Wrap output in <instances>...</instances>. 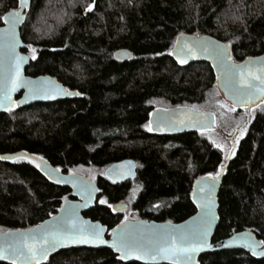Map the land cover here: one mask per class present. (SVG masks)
Wrapping results in <instances>:
<instances>
[{
    "label": "trees",
    "instance_id": "trees-1",
    "mask_svg": "<svg viewBox=\"0 0 264 264\" xmlns=\"http://www.w3.org/2000/svg\"><path fill=\"white\" fill-rule=\"evenodd\" d=\"M18 9L19 0H0V27ZM182 34L226 43L237 63L261 56L264 0H33L21 28L31 59L26 74L51 76L82 97L1 113L0 157L24 152L65 174L93 180L100 195L85 216L110 230L124 222V214L112 209L118 202L128 204L127 216L134 220H188L197 212L195 183L227 165L214 242L244 231L264 241V101L241 126L242 137L233 140L228 155L208 132L160 136L149 130L154 102L198 109L224 100L210 64L181 67L173 59ZM121 49L130 50L133 59L117 61ZM244 109L235 108V114ZM124 160L136 162L137 178L116 185L105 171ZM37 165L27 158L0 159V233L35 227L72 199L70 189L55 185ZM199 263L264 264V259L222 251ZM43 264L124 263L108 249L72 248Z\"/></svg>",
    "mask_w": 264,
    "mask_h": 264
},
{
    "label": "water",
    "instance_id": "water-1",
    "mask_svg": "<svg viewBox=\"0 0 264 264\" xmlns=\"http://www.w3.org/2000/svg\"><path fill=\"white\" fill-rule=\"evenodd\" d=\"M33 0H27L22 5L19 0V9L8 13L4 17V26L0 27V114L9 112L16 107L27 108L36 104L55 103L81 98L75 91L68 90L63 84L57 82L51 76L32 77L26 74L31 59L24 52L26 44L21 37V28L25 23L26 12L30 9ZM12 13H20L23 22L16 24L15 42L11 37ZM220 45L227 49L226 56L220 54ZM173 59L181 66L187 67L194 63H208L217 76V86L223 99L236 109L254 108L264 101V95L255 92L251 102L248 101L247 92L241 94L236 89L240 87V71L243 70L245 77L248 72L253 75H264L259 69L264 67V54L247 59L243 62H234L229 45L211 37L182 34L178 37L172 50ZM22 57L19 62L17 76V58ZM134 55L130 50L121 49L115 53V59L120 62H128ZM20 84L14 91L11 90L12 82ZM28 82V83H23ZM253 84L261 86L258 80H252ZM65 93H73L68 95ZM75 93H78L76 95ZM10 96V99L6 98ZM217 126L216 116L209 111L198 110L192 107L155 108L149 118L150 131L154 135L177 136L190 132L206 133L215 130ZM19 158H27L39 163L40 171L55 185L71 190L72 199L67 200L57 215L43 223L24 230H11L0 233V264H36L35 260H25L20 255H14L9 245L22 249L23 241L30 236H39L55 227H64L69 230L75 239H66L63 244H57L55 248L48 247L47 253L39 257V264L47 262L51 257L64 251L77 249H94L112 251L121 263L131 264H173L172 258L156 259L144 255L145 250L154 249L157 243H163L164 238L170 235H178L181 232L193 231L201 226L205 218L210 219L214 213L215 220L207 236L204 247L192 254V259L185 261L180 259L177 264H200L199 259L207 254L222 251H243L255 259H264V241H261L253 232L244 231L233 236L214 242V236L219 226V200L226 167L222 170L219 179L210 177L198 180L194 185L192 201L197 208L194 216L182 223L145 220H128L110 230L98 221H93L85 214L93 209L100 195L98 185L88 177L80 174H65L52 166L46 160L33 157L24 152L7 154L2 156L3 160L14 161ZM106 178L116 185L134 181L137 178V164L133 160H124L114 163L105 172ZM60 182L57 183L56 181ZM66 181V182H65ZM215 183L214 191L211 190ZM115 215L125 214L129 210L128 204L118 202L112 207ZM95 226L103 229L100 240L90 239V234L96 231ZM127 236L128 248H119L121 236ZM89 238L88 242H81L80 237ZM103 241V242H100ZM117 244L118 247H112ZM136 249H139L137 251ZM26 251V250H25ZM139 257V258H138Z\"/></svg>",
    "mask_w": 264,
    "mask_h": 264
},
{
    "label": "snow or ice",
    "instance_id": "snow-or-ice-1",
    "mask_svg": "<svg viewBox=\"0 0 264 264\" xmlns=\"http://www.w3.org/2000/svg\"><path fill=\"white\" fill-rule=\"evenodd\" d=\"M26 2L27 0H21L22 5L26 4ZM89 10H90V6H89ZM11 15L13 17L11 37L13 42H15L16 24L22 23L23 19L20 13H12ZM29 47L31 46L29 45ZM216 47L220 49L221 55L226 56L227 54L226 48L220 45H217ZM34 51L35 49H33V52ZM33 59H35V56H33ZM17 61L18 62L16 64V70L18 76L19 62H22L23 58L18 57ZM259 72L264 73V67L260 68ZM248 77H251V79H247L245 77L243 70L240 71V87L236 89V91H238L241 94H245V92H247L248 101L251 102L252 96L255 95V92H260L262 95H264V75H253V73L249 71ZM252 80H258L261 86L258 87L257 85L253 84L251 82ZM23 83H28V82H23ZM19 86L20 84L14 80L12 82L11 90L14 91L16 87ZM253 89H255V92L252 91ZM65 94L72 95L73 93H65ZM75 94L78 95V93ZM6 98L10 99V96H7ZM0 159H2V157H0ZM37 167H39V165H37ZM56 171L59 170L57 169ZM219 175L220 173L216 174V176L213 178L214 181L219 179ZM56 182L59 183L60 181L57 180ZM214 189H215V183H213L211 190L214 191ZM100 203L104 204L106 203V201L101 200ZM108 206L111 207V205ZM215 218L216 217L213 213L211 215V218L210 219L205 218L201 226L198 227L197 229L193 231L181 232L178 235H170L167 238H164L163 243L158 242L157 246L154 249L145 250L144 255L151 259H156L158 256L161 258H172L173 264H177V261L180 259H183L185 261L191 260L192 254H194L197 251H200L206 244L207 236L211 228L212 221L215 220ZM95 228L96 231L93 234H90L89 238L94 240H100V233L103 231V229L100 228L99 226H95ZM69 238L75 239L73 234L69 232L68 229L64 227H55L51 231H46L39 236L32 235L28 239H25L23 241L22 249L14 248L11 245H9V248L12 249L14 255H20L25 260H35L36 264H39V257L47 253L48 247L55 248L57 244H63L65 240ZM89 238H85L81 236L80 241L88 242ZM112 247L117 248L118 245L113 244ZM128 247L129 246L127 243V236L122 235L119 248L127 249ZM136 250L139 251V249ZM0 258H7V257L0 255Z\"/></svg>",
    "mask_w": 264,
    "mask_h": 264
},
{
    "label": "rangeland",
    "instance_id": "rangeland-1",
    "mask_svg": "<svg viewBox=\"0 0 264 264\" xmlns=\"http://www.w3.org/2000/svg\"><path fill=\"white\" fill-rule=\"evenodd\" d=\"M155 108H170L161 101L154 102ZM196 109V108H195ZM203 111L213 112L216 116L217 126L215 130L208 132L210 139L223 148L226 155L231 151L232 142L237 143L242 137L243 128L241 127L244 122H248L253 113L252 108H245L242 114H235V108L227 104L224 100L212 101L205 106L198 108ZM213 109V110H210ZM212 176L211 178H214ZM134 192H138V188L135 187ZM128 220H134L127 213L124 214V222Z\"/></svg>",
    "mask_w": 264,
    "mask_h": 264
},
{
    "label": "flooded vegetation",
    "instance_id": "flooded-vegetation-1",
    "mask_svg": "<svg viewBox=\"0 0 264 264\" xmlns=\"http://www.w3.org/2000/svg\"><path fill=\"white\" fill-rule=\"evenodd\" d=\"M106 170H107V169H106ZM105 172H106V171H105ZM126 213H127V212H126ZM126 213H125V214H126ZM122 215H123V214H122ZM123 223H124V222H123Z\"/></svg>",
    "mask_w": 264,
    "mask_h": 264
}]
</instances>
